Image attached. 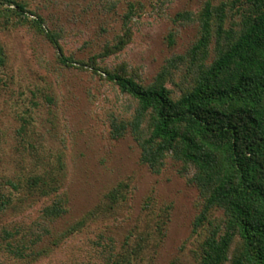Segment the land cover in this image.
I'll return each mask as SVG.
<instances>
[{
    "label": "trees",
    "instance_id": "1",
    "mask_svg": "<svg viewBox=\"0 0 264 264\" xmlns=\"http://www.w3.org/2000/svg\"><path fill=\"white\" fill-rule=\"evenodd\" d=\"M39 1L0 0V30L34 31L55 48L60 64L89 70L118 90L123 110L111 115L113 137L130 134L141 164L160 174L172 161L198 190L190 260L169 264H264V0H203L194 10L176 13L169 46L176 45L182 25L195 27L194 38L183 52L167 57L149 83L126 61L102 64L132 41L141 3L128 2L120 31L98 52L78 59L66 53L64 29L49 25ZM9 65L0 41V80L6 87L17 80L14 71H7L8 80L2 78ZM41 79L45 82L30 87L14 132V164L0 173V219L31 210L29 221L1 224L0 247L25 261L20 264H30L66 238L95 234L88 238L96 245L110 241L104 264H153L172 202L148 195L120 245L98 231V221L105 225L127 207L131 181L119 180L93 208L55 228L69 212L68 147L55 146L52 127L37 125L38 107L51 113L56 101L51 81Z\"/></svg>",
    "mask_w": 264,
    "mask_h": 264
},
{
    "label": "rangeland",
    "instance_id": "2",
    "mask_svg": "<svg viewBox=\"0 0 264 264\" xmlns=\"http://www.w3.org/2000/svg\"><path fill=\"white\" fill-rule=\"evenodd\" d=\"M202 1L40 0L39 11L52 28L64 29L66 53L87 59L120 31L128 2L137 6L141 3L142 11L134 18L132 41L119 55L111 56L102 64L126 61L137 69L145 83H149L165 59L183 52L194 38L195 27L182 25L176 45L169 46L168 32L176 28L173 17L179 11L198 8ZM116 2V8L110 9L109 6ZM0 41L10 55V65L1 76L8 80L5 74L14 71L17 78L14 84L8 83V87L0 80V173L14 164V132L21 123L27 95H31L30 87L45 82L41 78L46 76L53 86L51 90L56 94V101L51 113L41 105L38 107L35 111L37 125L42 129L52 127L51 139L55 146L68 147L65 190L70 199L69 212L55 228H64L79 218L93 208L105 191L125 179L132 182L127 207L122 208L117 217L105 220V225L98 221L101 225L98 231L112 236L115 244L120 245L141 212L146 197L152 194L158 202L165 200L173 204L168 229L153 264H169L177 259L189 262L198 190L177 172V164L172 161L160 174L152 173L141 164L140 149L130 134L113 137L111 115L123 110L118 90L89 70L60 64L55 48L32 30H0ZM30 212L8 215L0 219V226L10 221L27 222ZM89 236L94 239L96 235L66 238L50 255L30 264H104L108 253L105 246L110 241L105 239L102 245H96ZM0 262L20 264L25 261L15 259L0 247Z\"/></svg>",
    "mask_w": 264,
    "mask_h": 264
}]
</instances>
